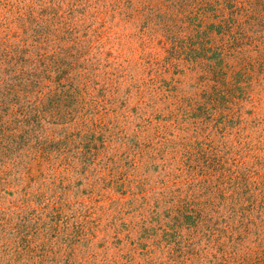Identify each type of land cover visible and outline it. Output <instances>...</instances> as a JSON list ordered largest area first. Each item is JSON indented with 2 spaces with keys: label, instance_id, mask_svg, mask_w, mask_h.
<instances>
[{
  "label": "rangeland",
  "instance_id": "obj_1",
  "mask_svg": "<svg viewBox=\"0 0 264 264\" xmlns=\"http://www.w3.org/2000/svg\"><path fill=\"white\" fill-rule=\"evenodd\" d=\"M252 1L0 0V264L264 252V18L218 28Z\"/></svg>",
  "mask_w": 264,
  "mask_h": 264
},
{
  "label": "trees",
  "instance_id": "obj_2",
  "mask_svg": "<svg viewBox=\"0 0 264 264\" xmlns=\"http://www.w3.org/2000/svg\"><path fill=\"white\" fill-rule=\"evenodd\" d=\"M236 3L237 2L234 1L233 5H227V6L228 7H233V6L236 5ZM209 4H210L209 0H177V3H176L177 8H181V7L189 8V11L187 12V16H184V20L186 22L188 21L190 25H194V26L203 24L204 19L206 17V13H207L206 11L208 10ZM248 9L253 15V18H254V22L253 23L251 21L252 17L250 15V13H248V10L246 8L244 10V8H240V7L236 6L235 10L230 11L229 17H227L226 20H223L224 22L219 23L220 26L218 28L227 27V28H229L230 31H232V32H230L231 33L230 36H232L234 34L236 35V33H237L239 38H241V36H243V35L240 34V31H239V30L242 29L243 24L251 25V26L254 25L255 26V30L258 31L256 26L259 25L262 22L263 18H264V0H254V1H252L250 3V7H248ZM212 10H214V9H212ZM242 10H244V13H243L244 21L239 23L237 21V15L240 14L242 12ZM233 16H235V18H233ZM212 17H218V16L217 15H213ZM214 26L215 25H210L209 24L206 28H212L213 29ZM205 30L202 29L199 32L195 31L194 35L191 38L189 37L190 40H192V38H196L197 40H199V42H196V43H198V45L196 43H192L193 46L194 45L197 46L196 48L194 46V49L197 51V53L198 52L200 53L201 50L202 51H207V49H210V48H205L206 45H209L210 43L212 44V41L210 42V41L201 39L202 37L207 36L208 31L207 30L205 31ZM233 37H234L233 39H235V36H233ZM184 40H185V38H184ZM182 42H184V41H181V43ZM199 46H201V47H199ZM212 47L215 48L216 46H212ZM214 48H211V49H214ZM218 48H219V46L216 47V49H218ZM190 49L191 48L189 47V50ZM210 51H208L211 54V57L210 56L209 57L213 58V56L215 55L216 52H214L213 50H212V52H210ZM199 53L197 55H199ZM219 55L220 54H218V56ZM200 56L201 55H199L198 57H200ZM222 66H223V60L220 59V61H217L214 64V66H213V64L210 66L211 72H215V69L217 67L221 68ZM222 73H225V72H222ZM215 76H218V75H215ZM243 264H264V252H262L260 256H257L256 260L253 263L245 262Z\"/></svg>",
  "mask_w": 264,
  "mask_h": 264
}]
</instances>
